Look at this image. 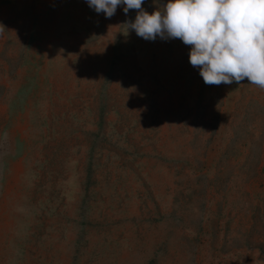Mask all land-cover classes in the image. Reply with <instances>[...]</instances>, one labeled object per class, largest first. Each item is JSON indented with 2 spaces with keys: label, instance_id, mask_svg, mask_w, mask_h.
I'll use <instances>...</instances> for the list:
<instances>
[{
  "label": "rangeland",
  "instance_id": "374dc122",
  "mask_svg": "<svg viewBox=\"0 0 264 264\" xmlns=\"http://www.w3.org/2000/svg\"><path fill=\"white\" fill-rule=\"evenodd\" d=\"M136 14L0 0V264H264V89Z\"/></svg>",
  "mask_w": 264,
  "mask_h": 264
},
{
  "label": "clouds",
  "instance_id": "9594fccd",
  "mask_svg": "<svg viewBox=\"0 0 264 264\" xmlns=\"http://www.w3.org/2000/svg\"><path fill=\"white\" fill-rule=\"evenodd\" d=\"M110 19L119 6L134 21L124 23L145 40L179 38L190 45L189 63L206 85L248 82L264 89V0H167L151 14L144 0H85Z\"/></svg>",
  "mask_w": 264,
  "mask_h": 264
}]
</instances>
